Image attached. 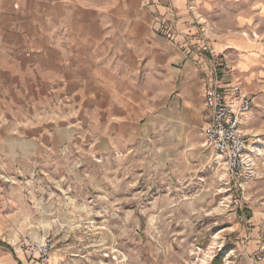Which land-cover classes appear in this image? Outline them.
Segmentation results:
<instances>
[{
    "label": "crops",
    "instance_id": "crops-1",
    "mask_svg": "<svg viewBox=\"0 0 264 264\" xmlns=\"http://www.w3.org/2000/svg\"><path fill=\"white\" fill-rule=\"evenodd\" d=\"M210 50L233 66L222 89L240 82L253 100L247 144L264 147V0H0V155L106 153L154 134L192 148Z\"/></svg>",
    "mask_w": 264,
    "mask_h": 264
},
{
    "label": "rangeland",
    "instance_id": "rangeland-1",
    "mask_svg": "<svg viewBox=\"0 0 264 264\" xmlns=\"http://www.w3.org/2000/svg\"><path fill=\"white\" fill-rule=\"evenodd\" d=\"M157 138L0 155V264H35L27 239L55 245L49 264H264V147L235 189L200 129L189 149Z\"/></svg>",
    "mask_w": 264,
    "mask_h": 264
},
{
    "label": "built area",
    "instance_id": "built-area-1",
    "mask_svg": "<svg viewBox=\"0 0 264 264\" xmlns=\"http://www.w3.org/2000/svg\"><path fill=\"white\" fill-rule=\"evenodd\" d=\"M212 85L207 86L205 104L209 117L201 129L207 145L213 147L227 162L229 183L237 189L245 173L247 138L240 129L242 116L252 107L253 100L240 82L231 86L229 96L223 89V76L233 70L231 61L222 53L210 50ZM55 245L48 240L27 239L23 242L26 256L37 264H49ZM262 255L255 258L256 263Z\"/></svg>",
    "mask_w": 264,
    "mask_h": 264
},
{
    "label": "trees",
    "instance_id": "trees-1",
    "mask_svg": "<svg viewBox=\"0 0 264 264\" xmlns=\"http://www.w3.org/2000/svg\"><path fill=\"white\" fill-rule=\"evenodd\" d=\"M0 246L8 247V245L5 242L1 241V240H0ZM222 260H223L222 255L216 256V258L214 259L212 264H221Z\"/></svg>",
    "mask_w": 264,
    "mask_h": 264
}]
</instances>
